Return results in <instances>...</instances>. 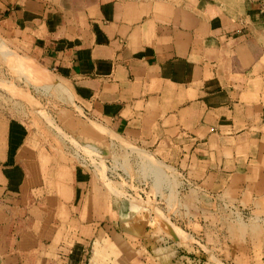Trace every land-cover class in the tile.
I'll list each match as a JSON object with an SVG mask.
<instances>
[{
  "label": "crops",
  "instance_id": "obj_1",
  "mask_svg": "<svg viewBox=\"0 0 264 264\" xmlns=\"http://www.w3.org/2000/svg\"><path fill=\"white\" fill-rule=\"evenodd\" d=\"M0 35L90 120L187 178L209 210L180 220L220 222L230 261L264 264V0H0ZM54 156L0 108V264H83L86 175ZM228 201L257 224L213 216Z\"/></svg>",
  "mask_w": 264,
  "mask_h": 264
},
{
  "label": "rangeland",
  "instance_id": "obj_2",
  "mask_svg": "<svg viewBox=\"0 0 264 264\" xmlns=\"http://www.w3.org/2000/svg\"><path fill=\"white\" fill-rule=\"evenodd\" d=\"M27 56L0 35V108L27 124L56 159L84 171L79 205L86 233L78 245L83 264H235L225 245L232 237L220 222L214 220L212 228L202 232L196 231L199 225L194 228L180 220V214L206 211L202 196L188 195L187 178L142 144L125 136L112 137L63 95L61 81L50 70L51 74ZM82 125L101 137L82 133ZM108 189L120 196L116 199ZM123 202L142 205L147 212L133 221ZM222 207L233 223L242 225L238 216L249 217L250 225L258 222L253 208L249 214L247 206L232 201L214 205L213 216L221 214ZM69 228L77 232L76 223H69Z\"/></svg>",
  "mask_w": 264,
  "mask_h": 264
},
{
  "label": "bare ground",
  "instance_id": "obj_3",
  "mask_svg": "<svg viewBox=\"0 0 264 264\" xmlns=\"http://www.w3.org/2000/svg\"><path fill=\"white\" fill-rule=\"evenodd\" d=\"M96 123V122H95ZM97 125H99V126H101L100 124H98V123H96ZM107 130V129H106ZM109 131V130H108ZM109 133H110V135L112 136V137H114V138H116L117 137V134L115 135V133H113V132H111V131H109Z\"/></svg>",
  "mask_w": 264,
  "mask_h": 264
}]
</instances>
